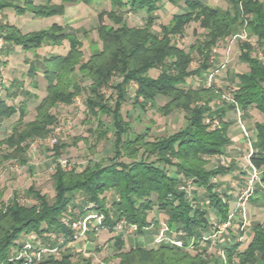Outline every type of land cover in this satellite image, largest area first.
Segmentation results:
<instances>
[{"label": "trees", "instance_id": "trees-1", "mask_svg": "<svg viewBox=\"0 0 264 264\" xmlns=\"http://www.w3.org/2000/svg\"><path fill=\"white\" fill-rule=\"evenodd\" d=\"M78 1L89 4L96 0H60V3L46 0L37 4L33 0H0V10L11 8L18 15L32 13L34 17H51L63 14V3ZM108 1L111 8L97 14L96 30L101 48H94L85 60L80 39L64 24L52 22L48 27L28 32L11 23L0 24L3 51L7 53L15 46L36 51L46 43L61 45L66 41L68 44L64 53L53 52L43 57L44 94L35 105L33 119L13 126L0 139V149L4 150L0 161L14 158L27 162L30 142L45 137L56 123L54 109L60 104H71L83 90L76 73L89 80L84 104L89 119L96 121L95 138L107 136L102 116L110 117L112 128V152L106 162L89 161L81 168L76 164L65 167L59 159L65 144H55L51 199L31 183L26 189L27 196L34 200L31 204L22 203L16 197L0 202V264H23L24 259L16 256L25 241L22 236L31 233L39 237L54 234L55 239L48 246L62 251L58 258L47 254L29 264H91L89 258L82 256L71 259L69 245L77 241L72 235L73 222L95 211L103 216L100 228L112 230L124 221L135 225V232L142 234L161 222L149 217L153 210L163 213L170 235L181 232L177 237L182 245L164 241L157 247L136 244L123 250L124 241L119 234L114 236L118 257L115 264H231L233 259L237 264H264L262 223L252 227L250 239L243 247L241 240L235 238L220 247L225 261L208 254L202 246L209 242L207 234L217 231L230 213L228 197L218 191L219 183L213 178L232 166L225 169L222 165H208V157L225 153L231 143L230 123L223 119L225 105L211 107V102L217 99L215 96L218 97V89L203 84L193 86L188 81L207 71L212 48L219 40L240 31L246 33L247 39L240 44L238 57L247 64V69L235 73L237 84L230 93L239 107H252L261 115L253 124L255 145L249 161L258 170V181L264 190V61L252 53L254 46L248 40L254 38L264 52V0H226L225 7L201 0H167L173 5L181 2L183 9L173 12L166 23H161L159 32L152 30L154 13L164 0ZM142 10L144 24L128 25L122 13ZM105 16L111 24L103 22ZM190 22H197L204 30L203 38L185 51L173 41V36L181 34ZM192 50L201 57L195 68L190 67ZM28 66L29 85L37 89L38 70L33 63ZM153 69H158L156 75L150 74ZM114 77L119 80L111 85ZM130 83L135 84L132 104L154 107L156 97L163 96L167 101L160 110L163 114L183 111L184 126L155 138H149L147 130L133 131L130 108L125 107ZM11 85L4 98H0V117L17 113V120L22 121L27 103L24 99L17 104L7 102L16 92ZM109 85L112 92L106 95L103 89ZM215 118L219 120L217 126L211 124ZM189 186L196 189L188 191ZM197 189H202V196ZM79 192L83 193L85 202L76 212L70 204ZM207 208L215 211V219H210ZM190 241L193 250L188 248Z\"/></svg>", "mask_w": 264, "mask_h": 264}, {"label": "rangeland", "instance_id": "rangeland-1", "mask_svg": "<svg viewBox=\"0 0 264 264\" xmlns=\"http://www.w3.org/2000/svg\"><path fill=\"white\" fill-rule=\"evenodd\" d=\"M46 0H33L34 4L43 3ZM52 3H60V0H50ZM220 6L225 7L226 2L218 1ZM64 12L60 15L51 17H34L32 13H25L22 15L15 14L11 8L0 10V24L11 23L16 25L22 32L37 30L40 28L48 27L52 22H58L67 26L68 31L76 33L82 44L83 59H87L92 50L101 48V41L97 35V14L101 10H109L111 8L108 0H96L89 4L82 2L63 3ZM170 4V3H169ZM167 0H164L163 5L154 13L155 23L152 30L155 32L160 31V24L166 23L173 12L181 9L182 3L169 5ZM145 12H123V16L130 26H141L144 24ZM105 24H111L107 16L103 19ZM204 30L198 26L197 22H190L187 24L182 33L173 36V41L185 51L190 49L193 43L198 42L203 38ZM244 34V33H243ZM242 31L233 36L226 37L219 40L212 48L209 57L210 66L201 77H191L188 81L193 86L205 85L208 87L217 88L218 97L211 102V107L225 105L226 111L223 117L224 120L230 123L228 127V135L232 142L226 147V151L220 155L208 157L209 167L218 165L232 166L230 169L213 178L218 182V191L228 197L230 204L231 224L230 229L224 230L222 233L217 231L208 233L209 242L202 243V246L207 248L208 254H213L221 260L225 261L224 253L220 251V247L235 240H241L243 247L250 239L251 229L256 223L264 225V190L260 187L258 179L253 180L252 195L245 201L239 200L240 194L243 191L245 184L248 182L252 173L251 165L248 154L247 138L242 135L239 122H241L250 137L251 146L255 145V130L253 124L255 121L261 119V115L252 107H249L245 112L231 97V91L236 86L235 73L243 72L247 69V64L239 59L240 44L247 39L243 37ZM248 40L254 46L253 54L258 55L264 61V52L255 43L254 38ZM68 44L63 41L61 45L44 44L36 51H24L20 46H15L12 51H3V38L0 35V98H4L5 91L12 87L11 82L14 77L15 82V96L8 98V103L17 104L20 100L24 99L27 103L26 115L22 121L17 120V113L10 117H0V139L8 134L12 127L20 125L23 122L33 119L35 115V105L38 99L44 94V80L41 74L37 73L38 89L37 92L32 93L29 88V76L27 73L29 63H33L38 70L43 68V57L50 53L58 52L64 53ZM193 60L190 64L191 68L197 67L201 61L200 55L192 50ZM158 69L150 71L151 75H156ZM76 77L83 86V90L76 95L71 104H60L54 112L57 116V121L52 125L50 132L41 138H34L27 150V162L21 163L14 158L2 159L0 161V202H8L12 198H17L22 203L31 204L34 202L33 198L28 197L26 194L27 187L32 183L36 190L45 193L48 199H51L54 191L52 186L51 173L53 172V147L55 144H65L61 150L59 159L65 167L76 164L81 168L87 162L100 161L106 162L108 156L111 155V140L112 128L110 127V117L102 116L105 122L104 128L106 129V138L96 139L93 129L96 126V121L87 116L84 98L87 94V86L89 80L80 77L76 73ZM119 78L114 77L111 85L115 84ZM17 83V85H16ZM111 85L104 88L103 91L106 95L112 92ZM134 83L128 86L125 107L130 108L129 121L133 131L144 132L148 131L149 138H155L164 134L174 132L185 124L184 112L181 110H173L168 114H163L160 106L163 105L167 98L157 96L155 99V106L141 108L137 104H132L134 100L133 90ZM240 110V115L237 109ZM209 120V118H208ZM217 126L219 120L215 118L212 123ZM61 127V132L58 135L57 141L51 144L50 138L54 136V128ZM147 127L149 129H147ZM3 148V147H2ZM4 150L0 149V154ZM196 189L194 186H189L188 191ZM197 192L202 196V189H197ZM109 196V197H108ZM107 199L110 198L108 195ZM255 197V199H252ZM83 193L79 192L75 195L70 208L74 211H79V207L84 204ZM200 204H202L200 202ZM210 219H215V211L207 208ZM88 214H98L91 211ZM87 215V214H86ZM161 220L159 226L152 225L148 227L142 234L135 232L136 229L130 227V224L118 222L112 230L106 227L100 228L103 216L100 222L95 223V218L89 219L88 233L78 238L77 241L70 243L69 249L72 252L71 259L79 257L89 258L91 264H115L118 261L116 250L114 248V236L121 235L124 241L123 250L129 247L140 244L147 247H157L154 239L158 237L162 228L163 213L158 210L150 212L149 217ZM229 216V215H228ZM72 225V224H71ZM167 226V225H166ZM99 227V228H97ZM120 228V229H118ZM91 229H95L92 231ZM171 236V233H166ZM52 233H46L39 237L33 233L29 236H22V239H33L34 243L39 244L38 247H49L50 240L55 239ZM210 236V237H209ZM148 238L151 241H148ZM19 241V240H18ZM59 241V238H58ZM164 241L160 242L163 243ZM167 242V241H166ZM189 249L193 250L192 241L188 245ZM200 249V248H199ZM59 250L55 248L52 251L53 257L60 256ZM47 256V254H46ZM209 257V256H208ZM231 264H237L236 259L232 260Z\"/></svg>", "mask_w": 264, "mask_h": 264}, {"label": "built area", "instance_id": "built-area-1", "mask_svg": "<svg viewBox=\"0 0 264 264\" xmlns=\"http://www.w3.org/2000/svg\"><path fill=\"white\" fill-rule=\"evenodd\" d=\"M242 34H243L242 35L243 37L246 36L245 32H242ZM236 109H237V113L240 115V113H241L240 110H238L237 107H236ZM206 121L208 122V119ZM239 125L241 128L242 135L245 138H247V144H248L247 157L249 158L250 155L253 153L254 148L250 144V137H249L248 131L246 130L245 126L241 122H239ZM53 131H54V136L52 138H50V141H49L51 144H54L57 141L58 135L61 132V127L56 126ZM250 165H251V163H250ZM251 170H252V173L249 177L248 182L245 184L243 191L240 194L239 200H242V201L245 200L246 201L252 195V192H253V188H252L253 185L252 184H253L254 179H258V170L252 165H251ZM91 218H95V223L97 224L98 222H100L102 215L101 214H99V215L98 214H87L83 218L78 219L76 222L72 223V225H71L72 235L75 239L81 238V237L86 235L88 228H89V223H90L89 219H91ZM230 219H231V215L229 214L227 220L220 223V225L217 227L218 233L224 232V230L227 227H229V225L231 224ZM121 222L125 223L124 221H121ZM166 225H167L166 223L162 222V228L159 232L158 237L154 239V242L160 243L162 241H167L171 244L181 246L182 240L179 237H177L178 234H181V232H179L177 235L169 236L166 234L169 231V228ZM129 226L133 227V229H135V227H136L133 224H130ZM23 242L24 243H23L22 247L20 248V250L18 251V254L16 256L17 258H23L24 259L23 264H29L30 262H32L34 260L38 261L43 256H45L46 254H52V251L53 252L55 251V248L38 247V246L36 247L33 239H31V240L28 239V240H25Z\"/></svg>", "mask_w": 264, "mask_h": 264}, {"label": "crops", "instance_id": "crops-1", "mask_svg": "<svg viewBox=\"0 0 264 264\" xmlns=\"http://www.w3.org/2000/svg\"><path fill=\"white\" fill-rule=\"evenodd\" d=\"M201 1L206 2V3H208V4H211V5H220V3H218V1H224V2H226V0H201ZM169 5H170V4H169ZM172 5H173V4H172ZM181 9H183V6H182V5H181ZM38 69H39V68H37V70H38ZM37 73H38V74H42L40 70H38ZM13 82H15L14 77L12 78V82H11V84H13ZM29 82H30V81H28V84H29ZM29 88L31 89L32 93L37 92L36 89H35V88H32L30 85H29ZM14 89H15V87H14ZM37 89H38V88H37ZM247 109H248V108H247ZM247 109L244 110V111L246 112ZM233 145H234V143L232 142V138H231V146H233ZM252 199H255V197H253ZM212 219H213V218H212ZM158 226H159V224H158ZM148 241H151V239L148 238Z\"/></svg>", "mask_w": 264, "mask_h": 264}]
</instances>
